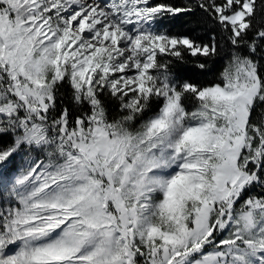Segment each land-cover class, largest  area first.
<instances>
[{
	"label": "snow or ice",
	"instance_id": "6c2138e0",
	"mask_svg": "<svg viewBox=\"0 0 264 264\" xmlns=\"http://www.w3.org/2000/svg\"><path fill=\"white\" fill-rule=\"evenodd\" d=\"M0 264H264V0H0Z\"/></svg>",
	"mask_w": 264,
	"mask_h": 264
},
{
	"label": "trees",
	"instance_id": "16d2710c",
	"mask_svg": "<svg viewBox=\"0 0 264 264\" xmlns=\"http://www.w3.org/2000/svg\"><path fill=\"white\" fill-rule=\"evenodd\" d=\"M197 19L198 17H185L183 20L172 22L169 26L177 32H188L195 30L196 33H200L201 29L196 23ZM207 79H211V75H209Z\"/></svg>",
	"mask_w": 264,
	"mask_h": 264
}]
</instances>
